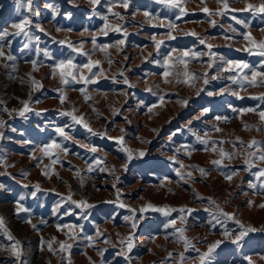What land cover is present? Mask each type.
Returning <instances> with one entry per match:
<instances>
[{"label": "rangeland", "instance_id": "374dc122", "mask_svg": "<svg viewBox=\"0 0 264 264\" xmlns=\"http://www.w3.org/2000/svg\"><path fill=\"white\" fill-rule=\"evenodd\" d=\"M32 3V24L43 31L33 26L29 35L39 40L7 36L11 47L0 57V264H201L216 241L206 264H264V178L253 175L264 162L248 156L264 151V13L247 7L264 0H226L227 8L219 0H174L178 8L157 0H129L127 8L119 0ZM45 3L58 10L55 20ZM23 15L15 0H0V30L15 32ZM69 56L99 61L93 83L63 84L50 66ZM66 125L69 139L54 131ZM53 140L60 147L42 152ZM253 140L259 146L250 149ZM122 148L133 154L127 170ZM240 224L256 231L237 247L230 241Z\"/></svg>", "mask_w": 264, "mask_h": 264}, {"label": "snow or ice", "instance_id": "6c2138e0", "mask_svg": "<svg viewBox=\"0 0 264 264\" xmlns=\"http://www.w3.org/2000/svg\"><path fill=\"white\" fill-rule=\"evenodd\" d=\"M69 2H73V0H69ZM110 2L114 3L116 2V0H110ZM158 3H163V4H166V5H169L171 7H180L179 4H176L174 3V0H157ZM219 2L223 3L224 4V7L227 8L228 7V4L226 3V0H219ZM89 3L93 4V5H97L100 3V0H89ZM119 3L121 4L122 7L124 8H127L128 7V4H129V0H119ZM15 4H16V9L17 11H19L22 7L26 9L27 11V15H23L22 18L20 19L19 22H16V23H13L11 25V27L13 29H16L15 32H9L7 31V29H4V30H0V57H5V52H4V48L5 47H11L10 43L9 44H5L4 43V39L5 37L7 36H21V35H24V36H28L29 39H36L37 41L39 40V37H32L29 35V32H30V29L31 27H36L38 30L40 31H43L42 28H40L39 25H33L32 24V20L31 18L34 17V16H38L39 15V11L36 10L34 7H33V3H32V0H15ZM44 7L46 9H48L50 12H51V17L53 20H55L56 16L59 14L58 10L56 9V7L50 3H45ZM249 9H254V10H258L260 13H264V4H261V5H252V4H249L247 6ZM109 11H111V9H109ZM203 11L205 12H208L209 9L208 8H204ZM181 14H184L183 11H181ZM114 16H116L117 18H122L120 17V14L119 13H113ZM145 16H148L149 13L148 12H145L144 13ZM67 18H71V14L70 13H67L66 14ZM103 19H107V17H103ZM237 23H245L243 21H240V20H237L236 21ZM169 28H172L174 27V25L172 24H169L168 25ZM245 27H248V25L245 23ZM57 30H60V29H57ZM116 30H119V29H116ZM87 31V29H86ZM233 31H235V29H233ZM107 33L105 32V35ZM170 38H175V37H171ZM246 40L247 39H250V36L249 35H245L244 37ZM202 44L205 43V41L201 40L200 41ZM59 43L63 44L65 43V41H59ZM93 43L95 45V37H93ZM121 43H123V41H121ZM163 43V41H160V42H156V47L159 48L160 47V44ZM27 44L24 45L25 48H27ZM68 48L71 49L73 52H77L78 49L76 48V46L73 44V43H68ZM262 48H264V44H261L260 45ZM98 47V46H97ZM209 48H211V45L208 46ZM81 54L87 56L89 55L88 53L86 52H82ZM151 55V54H150ZM185 55H187V53H185ZM260 55L264 56V52H261ZM44 56L46 58H51V55L49 52L45 51L44 52ZM7 60H13L14 57L11 56L10 54L7 55L6 57ZM75 61V56H69L68 58L66 59H60L58 62H55L53 65H51L50 67H53L54 69H59V74H60V77H61V80L63 82V84L65 85H69V84H72V83H81L82 81L85 83V84H88V83H93L94 82V77L96 76L97 73L93 72V68L99 63V61H92L91 59L88 60L87 63H83V64H77V63H74ZM36 61H32V64L35 66L36 65ZM229 64H232L234 62L232 61H228ZM238 64V66H242L243 68H248V65L247 64H244L243 62H235ZM165 65H167V60H165ZM7 67V65H5ZM82 69H87L88 70V73L89 75L88 76H84L81 74V70ZM168 73L167 71L164 73V75L166 76ZM253 76H256L257 73L255 72V70H253ZM261 75H264V73H260ZM215 78V77H213ZM232 78V77H230ZM234 79V78H233ZM245 79H247V77H245ZM205 84L208 83L207 80L204 81ZM78 91H80L81 93H84V88H80V89H76ZM221 92H223V90H221ZM209 95H212L213 93H208ZM61 102L63 103V100H64V97L62 96L61 98ZM23 105H24V110L20 111L19 114L21 116H24L25 115V111L28 110V102L27 101H22L21 102ZM186 103V102H185ZM6 110V109H4ZM209 111V109L205 108L202 110L201 112V115H204L205 113H207ZM244 111H251V109H245ZM62 116L64 115H67V116H70L71 119L75 122V123H80L81 122V119H78L76 115H74L72 112H62L61 113ZM260 115V119L261 120H264V111H261L259 113ZM217 120L221 119V117H216ZM5 124L4 121H0V127H3ZM85 127H87V125H84ZM66 127H70V125H66L64 127H61V126H55L54 128V131L55 133L60 136V137H64V139H69V137L67 136L66 134V131H65V128ZM13 131H16L15 129H12ZM41 131H43L44 129H40ZM90 132H91V129L89 128L88 129ZM93 135H96L97 133H92ZM0 136H2V133H0ZM197 139L199 140L200 143L202 144H208L209 142L206 141V140H201L199 137H197ZM212 143H215V142H212ZM254 146L258 147L259 146V142L253 140L251 143L248 144V147L250 149L254 148ZM52 147H60V144L56 143L55 140H53L51 142V144H48V145H44L42 148H41V151L44 152L45 154H48L50 149ZM93 152L96 151L95 148H92L91 149ZM123 151H125L127 153V160H126V163L124 165V168L125 170H127V163L128 162H131V160L133 159V154L130 150H128L127 148H122ZM64 151L66 152L67 151V148H64ZM220 154L222 157H227L229 159H231V154H228L226 152H224L223 149L220 150ZM146 155V153L143 151V150H140L139 151V157H144ZM255 155V158H258L259 161L261 162H264V151H260L258 153H253V152H249L248 153V156L249 157H253ZM56 161L53 160V163H55ZM212 163L214 165H220L221 164V161L220 160H214L212 161ZM255 163V160L249 162V161H246V164L248 165V167L245 169L246 171H250L251 170V167L254 165ZM91 171V168L89 169ZM200 171L202 173L205 172L204 169H200ZM2 174V173H0ZM236 172L233 171L232 173L228 174L226 173L225 176H226V179H229L231 180L232 179V175H235ZM26 175V174H25ZM45 175H47V173H45ZM177 175L179 176L180 174L177 173ZM190 175V174H189ZM253 175L257 178V180H260L261 178H264V168H260L258 171H256L255 173H253ZM181 179H184V177L181 176ZM261 187H264V183H261L260 185ZM4 186L2 184H0V188H3ZM24 187H28V185H24ZM250 187L252 188H255L257 187L256 184L254 183H250ZM32 196H35L36 195V192H32L31 193ZM24 199L23 196L20 197V201H22ZM70 199V198H69ZM20 201H17V204L20 203ZM73 203H77L76 201H72ZM77 206H87V207H91L90 205H81V204H78ZM121 207H123V205H121ZM262 207H264V205H262ZM155 211H160V212H163L165 216H168L171 214V211H176L175 209H172V210H169V211H165L164 209H154ZM18 211H28L26 208H23L22 206L18 208ZM191 212L192 210L191 209H179V212L180 213H185V212ZM222 215L224 217H226L227 219H233V217L231 216V214H228V213H222ZM128 217H125V220H127ZM216 220V223H222V221L220 220L219 217H215L214 218ZM175 219L173 220H170L168 223L169 224H172V225H175ZM238 224H239V221H236ZM0 224H3V219L0 218ZM137 225L135 222H133L132 224V228H135ZM168 225L166 224L165 227H167ZM212 227H215L216 224H211ZM59 227V226H58ZM81 229H82V225L80 226ZM240 231L239 233L233 238L231 239V243L232 244H235L237 245V247H242V241L244 240V238L248 235L249 232H254L256 231V229L254 228H246L244 227V225L240 224ZM183 231V230H181ZM223 235L225 236V238H228L231 234L228 232L227 229H225ZM9 239H11V237H9ZM18 243V242H17ZM222 243V241H216L214 242L212 245L209 246L207 252H204L202 254H200V261H201V264H206V262H210L211 260V254L214 252L215 249L219 248L220 244ZM185 246L187 247V241L185 240ZM61 247H65V245H61ZM70 247V246H69ZM130 248V246H129ZM193 250H197L195 249V246L193 245L192 246ZM198 251V250H197ZM171 255V254H170Z\"/></svg>", "mask_w": 264, "mask_h": 264}]
</instances>
